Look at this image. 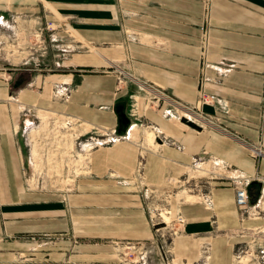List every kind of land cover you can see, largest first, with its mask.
<instances>
[{"label":"crops","instance_id":"1","mask_svg":"<svg viewBox=\"0 0 264 264\" xmlns=\"http://www.w3.org/2000/svg\"><path fill=\"white\" fill-rule=\"evenodd\" d=\"M25 16L61 19L77 44L58 71L0 69V263L25 255L109 264L104 240H151L154 209L184 218L170 241L174 260L241 264L237 253L264 223L242 216L235 187L250 176L264 195V156L248 146L264 149V0H0V42ZM202 89L216 100L202 105ZM160 91L169 100L150 106ZM176 102L202 108L215 126L184 124ZM42 111L75 119L89 147L68 203L30 177L36 158L22 126ZM122 113L131 119L125 134ZM214 161L222 171L191 175ZM71 230L77 243H50Z\"/></svg>","mask_w":264,"mask_h":264},{"label":"rangeland","instance_id":"2","mask_svg":"<svg viewBox=\"0 0 264 264\" xmlns=\"http://www.w3.org/2000/svg\"><path fill=\"white\" fill-rule=\"evenodd\" d=\"M16 28L15 32L9 31L7 35L2 36L0 42V69L39 68L49 71L64 69L62 61L73 51L71 44L76 45L77 42H75L76 38L61 19H58L56 23H46L40 18L25 16L16 22ZM7 37H10V39L6 40ZM76 48L77 46H75ZM13 56L15 58L9 60V57L12 58ZM25 60L32 62V64H23ZM8 61L14 62L9 64ZM55 61H59L60 64L58 65ZM22 73L21 75H26L25 77L30 75V71H23ZM40 115L42 121L30 118L35 122L36 127L25 130L24 125L22 126L23 137L31 144L33 156L36 158L30 177H33V184L38 185L39 183L43 187L42 189L54 191V193L63 196L64 201L68 203L67 196L77 191L81 185L84 175V163L88 171L89 152L87 151L89 147L85 148L86 151L82 150L83 138L77 136L80 130H78V122L75 119L43 111L40 112ZM147 137L153 140L154 132L148 130ZM203 164L206 165L202 170L197 167V170H191V175H205L208 171L213 170V167L216 168L217 172L222 171L220 169L222 167H216L214 162L210 163L211 165L208 163ZM211 166L213 167L211 168ZM180 188L184 189L185 187L180 186ZM162 211L163 213L159 215V211L152 210V213H154L152 220L160 223L163 220V222L160 225L153 226L155 235L151 240L105 239L107 255L109 257L111 253L113 256V258L106 259L110 262L109 264H183L178 260H174L170 252L171 237L178 231L179 227L177 216L169 214L166 210ZM242 216L246 217L248 215L242 214ZM253 217L258 216L254 215ZM256 230L257 239L253 240L252 243L251 241L248 242V246L237 253L238 261L241 264H256L255 258L250 255L253 252L257 254L260 246L264 247V223ZM66 237L71 238L74 243L79 241L75 232L71 230L70 233L65 235H55L50 243L66 239ZM207 248L204 247L203 255H208ZM11 264L54 263L45 258H28V256L22 255L14 259ZM62 264L99 263L95 260H89L71 261Z\"/></svg>","mask_w":264,"mask_h":264},{"label":"built area","instance_id":"3","mask_svg":"<svg viewBox=\"0 0 264 264\" xmlns=\"http://www.w3.org/2000/svg\"><path fill=\"white\" fill-rule=\"evenodd\" d=\"M209 9H210V6H209ZM2 20L3 18L0 17V23H3ZM208 48H209V32H208L206 25H204L202 26V50H203L202 68L203 70L208 69L210 67V64L207 60ZM203 77L206 78L205 72H203ZM162 99H166V101L169 100V98L166 97L165 94H163L160 91L159 93H157L155 97H152L150 100H148V103L150 104V106L158 107ZM214 100H216V96L214 94H209L203 89L201 90L200 102L202 105L206 103H210ZM175 107L177 110L176 114L179 119H182L183 117H185L188 120L199 124L200 126L203 127V129H206L210 126H215L214 117L206 113L202 108H193L188 105H183L180 102H176ZM28 113H32V110L28 109ZM32 127H36L35 122L33 120L25 121V125H24L25 130L29 128L32 129ZM27 138H28V132H27ZM248 146L251 150V153L254 156H264V149L261 145L259 146V145L249 144ZM81 148L82 150L86 151L85 148H87V146L85 145V143L81 144ZM214 163L216 167L218 166L222 167V164H220L218 161H214ZM252 179L253 177H250V176L238 178V181L235 185L236 203L240 207V209H242V214L244 215L254 214L259 217L264 218V195H261V197L258 199L255 205H252V206L250 205L251 200H250L248 186L250 182L252 181ZM206 201L210 202L209 199H207ZM250 209H251V212H250ZM162 222L163 220L161 221V223ZM177 222L178 223L184 222V218L182 215L177 216ZM161 223L159 221H154L151 219L152 226H157V225H160ZM250 256H253L255 258L256 264H264V247L260 246L257 254H254L253 252Z\"/></svg>","mask_w":264,"mask_h":264},{"label":"trees","instance_id":"4","mask_svg":"<svg viewBox=\"0 0 264 264\" xmlns=\"http://www.w3.org/2000/svg\"><path fill=\"white\" fill-rule=\"evenodd\" d=\"M131 123V119L127 113H122L120 117V125L118 128V133L125 134L129 124ZM250 197L253 204L257 203L260 195H261V185L257 182H252L249 184Z\"/></svg>","mask_w":264,"mask_h":264},{"label":"water","instance_id":"5","mask_svg":"<svg viewBox=\"0 0 264 264\" xmlns=\"http://www.w3.org/2000/svg\"><path fill=\"white\" fill-rule=\"evenodd\" d=\"M181 121H182L184 124L190 126L191 128H193V129H195V130H198V131H202V130H203V127H202V126H200L199 124H197V123H195V122H193V121L188 120V119L185 118V117H183V118L181 119Z\"/></svg>","mask_w":264,"mask_h":264},{"label":"bare ground","instance_id":"6","mask_svg":"<svg viewBox=\"0 0 264 264\" xmlns=\"http://www.w3.org/2000/svg\"><path fill=\"white\" fill-rule=\"evenodd\" d=\"M87 148H88V147H87ZM32 152H33V151H32ZM32 154H33V153H32ZM33 155H34V154H33ZM204 165H206V164H203V163H202V164H200V165L198 166V169H199V170H202V169H203V167H204ZM196 170H197V169H196Z\"/></svg>","mask_w":264,"mask_h":264}]
</instances>
